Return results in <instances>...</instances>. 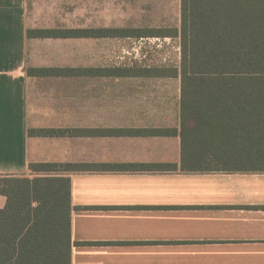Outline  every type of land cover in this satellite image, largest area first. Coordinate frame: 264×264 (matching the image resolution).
Listing matches in <instances>:
<instances>
[{
	"label": "crops",
	"instance_id": "crops-1",
	"mask_svg": "<svg viewBox=\"0 0 264 264\" xmlns=\"http://www.w3.org/2000/svg\"><path fill=\"white\" fill-rule=\"evenodd\" d=\"M159 1L0 0V177L70 179L72 264H264L263 166L190 139L181 66L108 64L116 39L181 41V26L129 21L131 4ZM45 30L95 34L28 35ZM41 130L60 134L30 135ZM198 151L212 153L207 168L192 163Z\"/></svg>",
	"mask_w": 264,
	"mask_h": 264
},
{
	"label": "trees",
	"instance_id": "trees-1",
	"mask_svg": "<svg viewBox=\"0 0 264 264\" xmlns=\"http://www.w3.org/2000/svg\"><path fill=\"white\" fill-rule=\"evenodd\" d=\"M181 8L182 129L186 131L190 118V139L203 145L201 149L240 146L243 156L258 161L264 169V0H181ZM113 32L116 38L131 33ZM94 34L47 30L28 33L37 38ZM56 134L60 132L30 131V135ZM211 156L210 152L198 151L191 160L207 168ZM71 168L30 165L32 172L55 173ZM0 195L7 198L6 206L0 209V264H72L69 178L2 176Z\"/></svg>",
	"mask_w": 264,
	"mask_h": 264
},
{
	"label": "rangeland",
	"instance_id": "rangeland-1",
	"mask_svg": "<svg viewBox=\"0 0 264 264\" xmlns=\"http://www.w3.org/2000/svg\"><path fill=\"white\" fill-rule=\"evenodd\" d=\"M131 5L129 21L137 23L135 26L141 25L142 28L146 30L159 28L164 31L170 29L174 31L175 28L180 29L181 0H161L155 5H148L145 3ZM139 8H141V10H139ZM122 15L121 10L116 11V25H122ZM124 19L127 20L126 17H124ZM135 34L136 33H131V35ZM143 38L150 39L146 42L139 41L141 45H138V42L134 43V41L130 43V40L124 41V39H116L114 54L113 57L111 56L109 58L108 64L115 67H122L123 65H144L174 68L181 66L183 49L182 41H180L179 38H161L159 41L147 36ZM139 47L144 51L145 58L135 59L134 56L131 55L129 60L130 51L133 53L135 50L139 51Z\"/></svg>",
	"mask_w": 264,
	"mask_h": 264
}]
</instances>
